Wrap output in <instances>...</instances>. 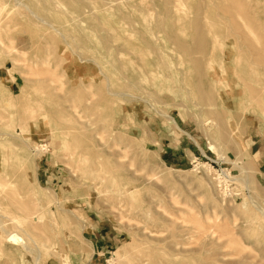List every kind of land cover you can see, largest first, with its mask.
<instances>
[{"label": "rangeland", "instance_id": "1", "mask_svg": "<svg viewBox=\"0 0 264 264\" xmlns=\"http://www.w3.org/2000/svg\"><path fill=\"white\" fill-rule=\"evenodd\" d=\"M0 264H264V0H0Z\"/></svg>", "mask_w": 264, "mask_h": 264}, {"label": "bare ground", "instance_id": "2", "mask_svg": "<svg viewBox=\"0 0 264 264\" xmlns=\"http://www.w3.org/2000/svg\"><path fill=\"white\" fill-rule=\"evenodd\" d=\"M225 6H226V5H225ZM218 8H219V7H218ZM221 8H222V7H221ZM178 9H179V8H178ZM179 10H180V9H179ZM216 10H217V9H216ZM218 11H219V10H218ZM218 11H217V12H218ZM220 11H221V10H220ZM226 15H227V14H226ZM218 18H220V17H218ZM216 42H217V41H215V43H216ZM246 43H247V42H246ZM248 44H249V43H248ZM212 58H213V57H212ZM260 93H261V92H260ZM184 135H185V134H184ZM211 149H212L213 151H214V150L216 151V148L213 147V146H211ZM3 177H4V176H3ZM6 238H7V237H6ZM6 240H7V239H6ZM8 241L12 243V242H15L16 240H15L14 237H8ZM28 251H29V250H28ZM28 251H27V252H28Z\"/></svg>", "mask_w": 264, "mask_h": 264}, {"label": "crops", "instance_id": "3", "mask_svg": "<svg viewBox=\"0 0 264 264\" xmlns=\"http://www.w3.org/2000/svg\"><path fill=\"white\" fill-rule=\"evenodd\" d=\"M10 91H12V90H10Z\"/></svg>", "mask_w": 264, "mask_h": 264}]
</instances>
